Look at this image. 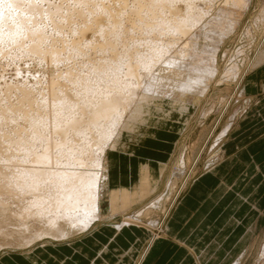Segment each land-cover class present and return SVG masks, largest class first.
Returning a JSON list of instances; mask_svg holds the SVG:
<instances>
[{"label": "bare ground", "instance_id": "6f19581e", "mask_svg": "<svg viewBox=\"0 0 264 264\" xmlns=\"http://www.w3.org/2000/svg\"><path fill=\"white\" fill-rule=\"evenodd\" d=\"M250 1L0 0V248L15 235L26 247L86 230L98 216L107 149L149 120L145 109L159 95L151 85L194 96ZM263 60L261 51L253 63ZM22 61L55 70L30 84ZM160 223L136 264L161 239Z\"/></svg>", "mask_w": 264, "mask_h": 264}, {"label": "rangeland", "instance_id": "374dc122", "mask_svg": "<svg viewBox=\"0 0 264 264\" xmlns=\"http://www.w3.org/2000/svg\"><path fill=\"white\" fill-rule=\"evenodd\" d=\"M262 39H264V0H251L240 17L239 23L227 33L220 43L216 44V62L213 66L216 71L205 81L196 82L195 89H197L194 96L177 99V96L174 97L177 93L175 91V95L171 93L169 89L171 86L167 85L168 88H166L165 82H161L158 86L157 84L151 85L155 93L159 92V95L157 99L155 98L156 100L153 97L145 109L149 120L132 126L129 129L130 133L127 135L126 132L122 135L115 148L117 151H123L129 150L133 145L142 157L154 158L155 165L157 161L165 163L159 181H152L158 177L154 173L150 174L148 190L144 194L133 199L131 203H121L117 200L114 209L110 210V196L107 181L103 188V175L99 181L102 188L99 190L98 216L86 230L72 229L74 231L70 230L69 235L62 236V239L42 237L35 239L28 244L29 246L25 245L26 247L21 245L20 239L23 235L17 237L15 235L12 238L15 241L12 240V244L9 243L11 246L4 244V247L0 248V255L18 249L24 250L39 243L62 241L68 243L80 238L83 241L84 255L91 256L89 261L84 256V264H136L149 245V236L156 232L157 222H161L158 235L162 239L169 228L167 222L189 185L221 159L223 141L230 136L224 129L230 124L233 125L232 129L237 121H243L260 101L261 97L257 96L256 92L255 95H251V87L248 86L244 90V85L246 79L249 80L251 72L258 66L253 61H257L260 52L264 51V40ZM204 41L201 45L206 44V47H212L210 44L213 45V42ZM183 42L184 40L179 41L172 51L175 52ZM196 53H201L200 47L196 49ZM27 62H21L20 66L23 65L22 69H24L20 72L27 74L24 75L28 76L27 80L30 84L34 82L38 73L39 76H49L55 70L54 67H49L48 63L45 65L41 62L39 64L38 61ZM32 62L34 63L31 65ZM234 63L236 67H239L234 72L238 75L233 73L232 76V74H227L226 70ZM241 73L244 79L242 78L243 81L238 84ZM157 87L162 90L160 91ZM163 89H168L169 93ZM198 93L201 97L197 96ZM164 94L170 99L163 97ZM222 111H224L223 116L215 127ZM258 129L264 130L262 123ZM141 136H143L141 140L135 143ZM109 150L107 149V152ZM115 153L118 154V152ZM103 165V167L106 166L105 159ZM186 177L187 182L179 192ZM138 185L136 184L135 187L141 190ZM173 200L175 201L171 206ZM123 223H129V227L124 226L118 232L117 226ZM88 230L89 232H86ZM30 234L25 233L24 235L29 236ZM105 245L108 246V252L100 256L99 253ZM132 247L134 248L133 256L135 255L133 260L130 259V254V256L123 254L124 250L128 251ZM230 256L231 254L228 257ZM227 264H264V225L258 237L244 241L242 250L228 260Z\"/></svg>", "mask_w": 264, "mask_h": 264}, {"label": "crops", "instance_id": "0c3cea01", "mask_svg": "<svg viewBox=\"0 0 264 264\" xmlns=\"http://www.w3.org/2000/svg\"><path fill=\"white\" fill-rule=\"evenodd\" d=\"M257 65L244 90L250 86V94L256 92L262 100L243 121H237L232 129L229 125L226 133L230 136L223 141L221 159L189 185L167 222L168 230L144 264H227L242 250L244 241L258 237L264 225V130L258 129L261 123L264 127V60ZM154 161L142 157L133 145L126 151L111 149L106 153L103 188L107 181L110 210L117 200L131 203L144 194L150 174L158 177L152 181H159L165 163L157 161L155 165ZM138 183L141 190L135 187ZM103 248L100 256L107 253ZM133 250H124L132 260ZM6 253L0 255V264H84V256L88 261L91 258L84 255L80 238Z\"/></svg>", "mask_w": 264, "mask_h": 264}]
</instances>
